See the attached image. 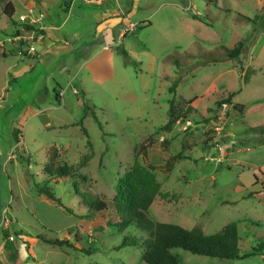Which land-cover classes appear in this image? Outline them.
<instances>
[{"label": "rangeland", "instance_id": "1", "mask_svg": "<svg viewBox=\"0 0 264 264\" xmlns=\"http://www.w3.org/2000/svg\"><path fill=\"white\" fill-rule=\"evenodd\" d=\"M7 1L0 0L5 264H147L142 246L119 247L124 236L147 233L110 227L108 212H90L82 196L111 200L118 178L135 162L155 167L168 192L150 205L151 219L187 229L199 224L206 234L237 226L239 254L246 256L220 259L175 248L179 264H264V251L254 253L264 241V184L257 178L264 175V0H139L131 30L129 19L120 25L100 17L119 4L131 8L129 0H9L11 17L3 12ZM22 14L44 18H28V29ZM41 25L58 26L65 39L29 50ZM240 40L242 52L228 58ZM172 97L180 124L165 132ZM177 153L184 158L168 169ZM49 166L65 173L51 175ZM10 236L18 249L1 244ZM42 236L71 246L47 244Z\"/></svg>", "mask_w": 264, "mask_h": 264}, {"label": "trees", "instance_id": "2", "mask_svg": "<svg viewBox=\"0 0 264 264\" xmlns=\"http://www.w3.org/2000/svg\"><path fill=\"white\" fill-rule=\"evenodd\" d=\"M65 1V0H63ZM67 3L65 2V8ZM3 12L11 17L14 7L11 2H6ZM196 16H194L195 18ZM43 33V32H42ZM244 47L242 40L238 41L232 48L226 51L227 57L234 59L239 56ZM120 54L127 59V52L120 48ZM218 62L213 59L212 61ZM247 76L245 75V80ZM181 78L175 79L169 87V91L174 93ZM230 93L227 102H230ZM86 109H88L86 107ZM168 120L162 125L161 130L170 131L177 122L180 110L175 97L169 100L167 110ZM264 131V128H263ZM83 132L86 130L83 129ZM184 158L177 153L171 156L166 164L171 168V161ZM47 171L51 175L62 176L65 171L63 168L49 166ZM155 167L150 164H140L135 162L132 168L125 171L120 176L115 185V195L111 200L91 198L84 193L83 204L88 207L90 212H108V225L122 231L128 227H134L147 236H124L119 247L126 245L142 246V260L147 264H179V257L172 252L175 248H181L192 254L216 257L220 259H236L246 256L239 254L238 230L234 223L225 225L220 231L206 234L199 224H195L187 229L178 224L160 222L148 216V209L157 196L167 197L168 192L161 190V184L156 178ZM255 177V174H254ZM38 193L43 194L49 200L56 201L55 196L47 187H37ZM43 242L50 245H69L66 240L48 239L42 236ZM264 251V241L257 244L254 253Z\"/></svg>", "mask_w": 264, "mask_h": 264}, {"label": "crops", "instance_id": "3", "mask_svg": "<svg viewBox=\"0 0 264 264\" xmlns=\"http://www.w3.org/2000/svg\"><path fill=\"white\" fill-rule=\"evenodd\" d=\"M92 0H86V3L89 4ZM7 2H11V1H7ZM94 2L96 4H101L102 3V0H94ZM129 4L131 5V8H127L126 7V4L125 5H118L119 6V10L118 11H114V10H107L106 12L100 14V17L103 18V19H106V18H110V17H114L117 19V23L120 24V25H123L125 23L126 25V21L129 19V15H132L136 12V10H134L133 12H131V9L133 7V4H137L139 2V0H129ZM12 4V2H11ZM12 6L14 7V5L12 4ZM121 6V7H120ZM138 9V8H137ZM68 10V9H67ZM14 11H15V7H14ZM46 17V15H45ZM131 19H129V24H134L132 23V21H130ZM143 23V25H146L147 23V18H143V19H140ZM135 25V24H134ZM43 30V35L41 37H39L37 39V41L34 43V44H37L39 43L40 46H43L44 48L46 49H50L52 48L53 46L57 47V44L64 38V35H59L58 33H56V30L58 29V26H45V25H41ZM127 28V27H126ZM124 30L122 29V31L120 32V35L123 33L124 34ZM65 39V38H64ZM38 52L36 51V54ZM35 54V55H36ZM9 74V73H8ZM14 80V76L11 75L10 76V80L6 79V82L5 84L2 86V94H4V97L5 98L9 92V88H10V82ZM57 95V94H56ZM55 95V98H57ZM59 95V93H58ZM2 98V99H3ZM176 125H179L180 124V119L177 120V122L175 123ZM174 124V125H175ZM171 131V130H170ZM170 131H165V132H170ZM19 144V142H17ZM264 188V186H263ZM17 227H18V224L17 223H14L13 226H12V231L13 234H17L18 230H17ZM0 233H1V229H0ZM12 234V235H13ZM10 235H11V232H10ZM10 242L13 246V248L15 249H18V243L16 242V240L14 239V237L10 236V238L8 237L6 240L3 239V237L1 238V244H5V243H8ZM33 251V250H31ZM4 252H5V249L4 248H0V264H5V261H4Z\"/></svg>", "mask_w": 264, "mask_h": 264}, {"label": "built area", "instance_id": "4", "mask_svg": "<svg viewBox=\"0 0 264 264\" xmlns=\"http://www.w3.org/2000/svg\"><path fill=\"white\" fill-rule=\"evenodd\" d=\"M31 12V11H30ZM39 16L37 17V18H33V17H31L30 16V14H22V15H20V17H19V20H20V22H24V23H26L25 25H23V27H26V28H28V29H30L29 27H30V24H29V22H27L28 20V18L30 19V22L31 23H37V22H41L42 21V19L44 18V15L43 14H38ZM133 27H135V25L134 24H130V30L133 28ZM127 29V28H126ZM37 30L35 29V28H33V29H31L30 30V32H32V36H31V39L34 37V33L36 32ZM43 35V33H42V31H41V35H40V33H39V35L37 36V39L39 38V37H41ZM14 39H15V41L17 40V41H20L21 40V37L19 36V35H16V36H14L13 37ZM37 39L34 41L33 39L32 40H30V41H28L29 43H30V45L27 47L29 50H34L35 49V46H34V43L37 41ZM257 178H259L260 179V183L261 184H264V175H262V176H259V177H257ZM3 222H4V220H3Z\"/></svg>", "mask_w": 264, "mask_h": 264}]
</instances>
